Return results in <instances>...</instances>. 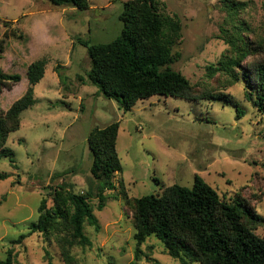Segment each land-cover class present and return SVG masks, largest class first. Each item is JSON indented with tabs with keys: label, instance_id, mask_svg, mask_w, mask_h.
Returning <instances> with one entry per match:
<instances>
[{
	"label": "rangeland",
	"instance_id": "374dc122",
	"mask_svg": "<svg viewBox=\"0 0 264 264\" xmlns=\"http://www.w3.org/2000/svg\"><path fill=\"white\" fill-rule=\"evenodd\" d=\"M126 1L88 0L87 10H77L53 7L47 0H0V69L21 76L10 91L2 90L0 112L24 94L27 66L46 61L44 76L34 86V103L21 113L20 127L5 145L16 169L0 158V174L7 176L0 179V260L12 247L15 264H65L56 243L43 242L39 234L19 245L11 242L28 233L42 198L51 205L52 188L67 185L74 194L95 189L86 139L90 130L113 121L119 122L116 152L122 173L113 178L115 189L104 192L100 211L97 199L90 201L98 227L84 224L91 246L71 248L76 264H180L153 236L140 246L139 260L134 258V229L123 195H157L172 185L190 188L196 175L228 204L236 194L250 198L264 219V120L244 99L240 78L233 82L211 71L231 38L264 40V0H159L160 12L181 25L170 67L192 87L221 98L157 95L124 113L89 83L83 44L114 40ZM263 233L264 227L258 229Z\"/></svg>",
	"mask_w": 264,
	"mask_h": 264
},
{
	"label": "trees",
	"instance_id": "16d2710c",
	"mask_svg": "<svg viewBox=\"0 0 264 264\" xmlns=\"http://www.w3.org/2000/svg\"><path fill=\"white\" fill-rule=\"evenodd\" d=\"M47 1L57 8H89L88 0ZM161 7L159 0H128L122 4L118 17L121 31L114 40L83 44L90 61L89 83L97 88V95L115 101L124 113L136 102L157 95L189 101L221 98L213 96L210 89L192 87L180 72L170 67L177 56L172 49L181 38V25L178 19L163 15ZM227 44L228 53L222 55L219 66L211 71L225 73L233 82L240 78L244 99L264 120V40L249 41L237 35ZM45 66L42 59L27 66L24 94L5 112H0V158H7L14 169V154L5 145L9 134L19 129L21 113L33 105L34 86L43 78ZM58 70L54 68V72ZM20 81V75H9L0 69V94ZM241 116L237 109L236 117ZM118 129L119 122L113 121L93 128L87 136L91 154L89 173L97 182L95 189L74 194L67 185L52 188L51 205H47L46 198L41 199L36 221L12 245L39 234L43 242L56 243L65 264H76L71 248L91 246L84 234V224L98 227L90 201L97 199L96 208L100 211L106 199L104 192L115 189L113 178L122 173L116 152ZM6 177L0 174V179ZM123 200L131 212L136 260L140 258V246L153 236L165 253L180 264H264V233L257 234L264 227V219L256 214L250 198L236 194L228 204L196 175L190 188L172 185L157 195L128 198L124 194ZM15 263L16 254L11 247L0 264Z\"/></svg>",
	"mask_w": 264,
	"mask_h": 264
}]
</instances>
